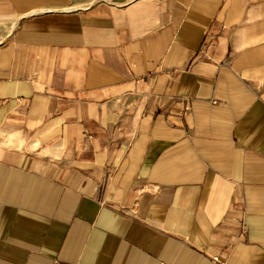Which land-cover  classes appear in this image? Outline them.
Instances as JSON below:
<instances>
[{
  "label": "crops",
  "instance_id": "1",
  "mask_svg": "<svg viewBox=\"0 0 264 264\" xmlns=\"http://www.w3.org/2000/svg\"><path fill=\"white\" fill-rule=\"evenodd\" d=\"M264 264V0H0V264Z\"/></svg>",
  "mask_w": 264,
  "mask_h": 264
},
{
  "label": "rangeland",
  "instance_id": "2",
  "mask_svg": "<svg viewBox=\"0 0 264 264\" xmlns=\"http://www.w3.org/2000/svg\"><path fill=\"white\" fill-rule=\"evenodd\" d=\"M104 1L128 2L131 0H83L84 5L90 3H96V2H104Z\"/></svg>",
  "mask_w": 264,
  "mask_h": 264
},
{
  "label": "built area",
  "instance_id": "3",
  "mask_svg": "<svg viewBox=\"0 0 264 264\" xmlns=\"http://www.w3.org/2000/svg\"><path fill=\"white\" fill-rule=\"evenodd\" d=\"M160 264H169V263H167V262H161Z\"/></svg>",
  "mask_w": 264,
  "mask_h": 264
}]
</instances>
